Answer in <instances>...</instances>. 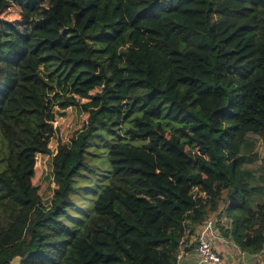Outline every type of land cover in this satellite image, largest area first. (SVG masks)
Returning <instances> with one entry per match:
<instances>
[{
  "label": "trees",
  "instance_id": "obj_1",
  "mask_svg": "<svg viewBox=\"0 0 264 264\" xmlns=\"http://www.w3.org/2000/svg\"><path fill=\"white\" fill-rule=\"evenodd\" d=\"M254 136L264 0H0V264H181L212 216L264 264Z\"/></svg>",
  "mask_w": 264,
  "mask_h": 264
},
{
  "label": "rangeland",
  "instance_id": "obj_2",
  "mask_svg": "<svg viewBox=\"0 0 264 264\" xmlns=\"http://www.w3.org/2000/svg\"><path fill=\"white\" fill-rule=\"evenodd\" d=\"M9 18H12V16L9 14ZM129 126V125H127ZM259 140L258 148L260 153V160L254 165V168L256 169H263L264 170V142L257 136H254ZM125 142H128L135 146H143L147 141L140 140V139H127L124 140ZM53 151H56L55 147L53 148ZM38 168L42 171V177L38 181L37 185L43 187V193L45 194L44 199L48 200L53 195V192L51 191L53 189V173H52V161L51 157H40L38 159ZM262 171V170H261ZM45 184V185H44ZM209 221H212L214 223L215 227V239L214 242V248H216V251L219 253V255L222 257V264H263L262 262H257L253 259H245V254L241 252V250L234 244H224L227 243L228 240L224 241V237L222 235V232L219 230L217 226H215V223L219 221V219L216 216H212ZM205 224V223H204ZM202 226V225H201ZM201 226L196 231V234L192 236L190 242L188 243L189 251H182L179 255L181 260V264H199V256L196 253L197 243H198V236ZM223 239V240H222ZM223 243H222V242ZM195 247L193 248V246ZM242 257V258H241ZM253 258V257H252Z\"/></svg>",
  "mask_w": 264,
  "mask_h": 264
},
{
  "label": "built area",
  "instance_id": "obj_3",
  "mask_svg": "<svg viewBox=\"0 0 264 264\" xmlns=\"http://www.w3.org/2000/svg\"><path fill=\"white\" fill-rule=\"evenodd\" d=\"M215 227L212 221H208L201 226L198 236L196 253L199 256V264H222V257L214 248ZM223 240V239H222ZM226 239H224L225 241ZM227 241V240H226ZM222 242V241H221ZM223 243V242H222ZM227 245H234V242L228 240ZM180 259V256H179Z\"/></svg>",
  "mask_w": 264,
  "mask_h": 264
},
{
  "label": "water",
  "instance_id": "obj_4",
  "mask_svg": "<svg viewBox=\"0 0 264 264\" xmlns=\"http://www.w3.org/2000/svg\"><path fill=\"white\" fill-rule=\"evenodd\" d=\"M25 259L21 258V257H15L10 264H22V262L24 261Z\"/></svg>",
  "mask_w": 264,
  "mask_h": 264
}]
</instances>
